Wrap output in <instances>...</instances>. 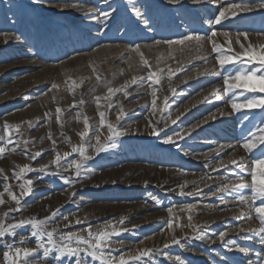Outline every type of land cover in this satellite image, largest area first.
<instances>
[{"label": "rangeland", "instance_id": "374dc122", "mask_svg": "<svg viewBox=\"0 0 264 264\" xmlns=\"http://www.w3.org/2000/svg\"><path fill=\"white\" fill-rule=\"evenodd\" d=\"M243 2L255 5L259 0L200 4L182 0L177 5L167 0H0V146H6L0 156V200L4 201L0 221L4 226L50 217L41 226L45 232L52 231L58 244L80 248L87 246L61 241L60 236L72 232L87 237L85 229L112 233L100 251L115 264L121 257L126 264H179L177 257L185 264H264V231L254 211L264 200H252L251 188L230 185L218 191L229 182L238 184V175L252 184L251 161L264 154V145L251 153L240 146L251 139L250 133L259 135L257 129L264 128V108L239 107L264 93L244 87L223 91V75L231 78L241 70L264 69L258 59L249 62L244 55L249 45L252 51L264 52L260 47L264 9L232 16L230 4ZM78 5L85 11L76 13ZM225 9L229 10L220 24L207 23ZM102 12L111 15L104 20ZM192 32L207 33L234 62L221 67L208 38L202 40L201 53L196 52L195 41L186 42L188 47L155 45L157 40L179 41ZM237 33H246L247 39L240 36L237 44ZM136 45L148 65L141 63L140 53L125 50ZM150 72L156 73L151 80ZM248 83L259 87L255 80ZM108 87H123L111 95V108ZM233 102L238 110L232 109ZM121 111L124 115L117 121ZM99 112L105 113L104 126ZM84 117L90 128L81 141L78 133L84 130ZM5 123L13 126L8 136ZM108 123L123 132L110 146L105 142ZM15 125H20L18 131ZM93 127L105 143L98 154L89 146V141L97 143ZM169 137L171 142L164 143ZM9 139L11 143H6ZM81 143L91 159L77 170L73 161L80 156L72 148ZM38 151L41 155L30 159ZM57 154L61 159L52 163ZM239 157H245L243 169L230 163ZM25 164L34 171L16 177L14 173ZM174 173L180 180L176 185L162 187L155 181ZM21 184L31 189L22 198ZM5 185L20 199L19 205ZM188 205H193L190 211ZM32 231L25 224L15 234L0 237V264H6L5 245L34 249L39 240L51 247L46 234L34 237ZM81 256L87 264H101ZM137 256L139 260L134 259ZM56 257L55 250L45 257L39 248L20 259L28 264L77 262L76 257Z\"/></svg>", "mask_w": 264, "mask_h": 264}, {"label": "snow or ice", "instance_id": "6c2138e0", "mask_svg": "<svg viewBox=\"0 0 264 264\" xmlns=\"http://www.w3.org/2000/svg\"><path fill=\"white\" fill-rule=\"evenodd\" d=\"M181 2H182V0H167V3H169L171 5H177V4H180ZM191 2L193 4H200L203 2V0H191ZM73 6H75V5H73ZM230 8L232 9L231 15L236 16L237 11L249 12V11H253L254 8L264 9V0H259V3L255 4V5L249 4L247 2H243L242 4H234L233 3V4H230ZM228 10L229 9H225L224 11H221L220 14L218 16H216L214 21H207V23H209V24H212V23L220 24L221 20L226 18L225 12ZM89 11H92V9H89ZM133 11L136 13L137 17L140 16V13L136 9H133ZM101 15L103 16L104 20H107L109 18V16L111 15V13L110 12H102ZM143 23L145 24V26H148L147 20H144ZM4 35H5V42L7 43L8 34L5 33ZM211 35L214 36L215 32H212ZM223 35L225 37H227L228 33H223ZM240 36H244L245 39H247L246 33H237V39H236L237 44L240 43V39H239ZM204 38H208L210 40V42L212 43V52L218 53V55L216 56V60L220 64L221 67H223V65L225 63L234 62L232 57L227 56L225 53L220 51V45H217L214 41H211V37H209L207 33H205L202 36L201 34H199L197 32H192L190 35L184 36L179 41L157 40V41H155V45L159 46V45L164 44V45L172 46L173 44L178 43V44L184 45L185 47H188V43L195 41V44L197 45L195 50L197 53H201L202 47H203L202 46V40ZM186 42H188V43H186ZM140 47H141L140 45H136L134 48H131V49L126 47L125 50L126 51L130 50V51H135L137 53H140ZM252 47H253L252 45H249L248 48L244 50V55L249 56V58H250L249 62H251L254 59H258L259 63L261 65H264V52L257 53L255 51H252ZM260 47H264V45H261ZM241 48H244L243 44H241ZM181 51H183V49H181ZM197 58L198 59H206V57L203 55H198ZM140 60H141V63L143 65H148V61L146 59H144L142 53H140ZM130 67H131V65H130ZM258 72L264 73V69H250L248 71L241 70V71L236 72V74L234 76H232L231 78L229 75H223L224 84L226 85V87L223 89L224 93L225 94L230 93L234 89H237L239 87H244L248 91H251V92L264 93V74L258 75ZM155 75H156V73L150 72L148 79L151 80ZM230 79L233 82H230ZM252 80H255L258 82V84H259L258 88L255 85H251L248 83V81H252ZM235 81H239L241 83L238 84ZM156 82L157 83L159 82V78L156 79ZM132 83H135V77L133 78ZM52 87L57 88L58 86L56 84H53ZM107 90H108V93L110 94L109 97L106 98L108 100L107 107L111 108L112 107L111 95H114L116 92L123 91V87L116 88V89L108 87ZM125 95H127V93H125ZM153 96L155 97V92H153ZM97 102H99V98H97ZM84 103H85V101L83 100V98H81L79 100V104L83 105ZM153 104H155V99L153 100ZM231 107L234 111L238 110V105L234 102L232 103ZM239 107H245V108L260 107V108H264V97H261L259 99L255 98V97L252 99H247L246 103L243 105H240ZM56 112H57V114H59L61 112V109L57 108ZM98 114L101 118L100 119V126H104L105 125V119H104L105 113L99 112ZM123 115H124V113L121 111V113H119L117 115V121H119ZM221 115H223V113H221ZM245 118H247V117H245ZM57 122L60 123L59 115H57ZM173 123H175V121H173ZM30 126H31V124H30ZM11 127H13V126L8 125L7 123L4 124V132H5L6 136L9 135ZM14 127L18 131L20 128V125H15ZM106 127H107V131H108V135H107V137H105V142L108 144V146H110V144L114 140V138L123 135V132L117 130L116 127H114V125L111 123H108ZM89 128H90V125L88 122V118L84 117V130L78 133V135L81 138V141H84L85 136H87V134H88ZM98 131L99 130L97 128L93 127V135H94L97 143L95 145H92L89 141V146L94 148L97 154L99 152L105 150V143H101V137L99 134H97ZM257 132L259 133V135H257V133H250L251 139H245L244 143H242L240 145L241 147H243L245 149L246 152L251 153L253 151V149L257 148L258 145H264V128H258ZM153 134H155V133H153ZM48 138L52 139L51 133H49ZM171 140H172V138L169 137V138L164 140V143H169V142H171ZM6 143H11V140L9 139ZM53 144H55L54 140H53ZM224 147L225 146L222 145L220 150H223ZM228 147H231V145H229ZM5 152H6V146H0V156H2ZM72 152L79 153V156H80L79 161H73V164H75V167L77 170L84 167V162L86 160L91 159L90 156L85 154L86 149H85L83 143H81L79 146H74L72 148ZM40 155H41V152H39V151L35 152L34 154H32L30 156V159H36ZM68 155H70V153H64L65 157ZM60 159H61L60 155L57 154L56 160L52 161V163H56ZM230 163L236 164L238 167H241L243 169L245 167V157H239L238 161H237V159H233L230 161ZM221 166H223V164H221ZM44 170L45 169L42 166L40 171H44ZM31 171H34V169H32L29 165L25 164L22 167H20V172L14 173V175L16 177H19L21 174L26 173V172H31ZM2 172H3V170L0 169V174H2ZM77 174L79 175V172H77ZM250 174H251L252 184L249 185L245 181V177L243 175H238L236 177V180L239 181L238 184H234L232 182H229L228 184H224L221 188H219L218 191L227 190V189H229L230 185L232 188H251L252 192H253L252 200H255L257 197L264 200V154H262V158H256V159L251 161ZM5 179H7V177H5ZM27 184L31 185L32 181L28 180ZM20 187L22 189L21 198L25 195H28L29 192L31 191V189L26 188L24 184H21ZM5 191L8 192L11 199L13 201H15L17 205H19L20 199L16 195L12 194L11 190L9 189V187L7 185H5ZM189 194L191 195V193H189ZM241 201L247 202V200L244 197H241ZM0 203H4V201L0 200ZM251 206L252 205L249 204V207H251ZM187 207H188V210L190 211L193 208V205H188ZM11 210L12 209H10V211ZM15 210H19V209H15ZM254 211L258 214L256 219H259V221H260V230L264 231V204H261L260 206L255 207ZM169 212H171V209H169ZM251 218L252 217H249V219H251ZM49 219H50V217H46L44 220H38L35 218H32L30 220L25 219V220L18 221L14 224H9L7 227H5L3 222L0 221V237L5 236L6 233L15 234L16 228H19L25 224H30L32 229H33L32 236L39 237V236H43L46 234L47 238H48V242L51 245V247H44L43 244L39 242V240L37 241V248H34V249L20 248V247H16L13 249L12 245H5V247H7L9 249V251L3 252V259L6 262V264H28L27 259L21 261V259H20L21 254H23V257L27 258V257L31 256L33 253L37 252L39 248H43V255L45 257H48L49 254L53 252V250H55V252L57 253V257H56L57 259L59 258V256H65V255L68 257H76L77 258L76 264H87V261L85 259H83L81 256L82 253L85 256L91 257L92 260H99L101 262V264H115L114 260H109L103 254V252L100 251L102 244L106 243L107 238L110 235H112V233H108L105 231L93 233L92 231L85 229V231L87 232V237H85L84 235L69 232L67 234H62L60 236V240L61 241L75 240L77 242V245L84 244L87 247L80 248V247H72V246H70V244H58V243H56V241L53 240V232L52 231L45 232V230L41 227ZM77 223H79V221H77ZM241 230L245 231V229H241ZM248 230L250 231L251 229H248ZM116 234H118V233H116ZM223 236H224V233H220L221 239L223 238ZM195 238L201 239L200 236H197ZM21 242L23 243L24 241L22 240ZM174 242L179 243V241H174ZM165 247H167V245H165ZM141 255L147 256V255H149V252H142ZM139 258L140 257L137 256L134 259L139 260ZM176 259L179 261V264H185L184 260H182L180 257H177ZM120 264H126L125 260L122 257L120 259Z\"/></svg>", "mask_w": 264, "mask_h": 264}, {"label": "bare ground", "instance_id": "6f19581e", "mask_svg": "<svg viewBox=\"0 0 264 264\" xmlns=\"http://www.w3.org/2000/svg\"><path fill=\"white\" fill-rule=\"evenodd\" d=\"M74 11L76 13H81L83 11H85V8L82 6H76V8L74 9ZM1 86V85H0ZM4 86V85H3ZM5 87V86H4ZM241 154V153H240ZM178 174H163L158 176L155 181L156 182H160V184L162 185V187H169V186H173L176 185L177 183H179V179H178Z\"/></svg>", "mask_w": 264, "mask_h": 264}]
</instances>
